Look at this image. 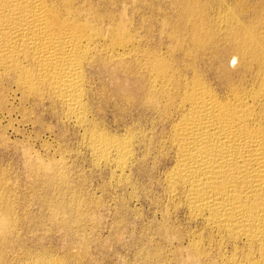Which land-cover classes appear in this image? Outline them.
Wrapping results in <instances>:
<instances>
[{"label": "bare ground", "instance_id": "6f19581e", "mask_svg": "<svg viewBox=\"0 0 264 264\" xmlns=\"http://www.w3.org/2000/svg\"><path fill=\"white\" fill-rule=\"evenodd\" d=\"M99 1L0 0V96L4 83L13 84L26 101L48 102L52 111H60L57 117L86 128L87 72L109 78L116 106H146L168 124L169 147L163 148L170 149L172 166L165 175L166 195L201 226L188 245L192 259L198 264H264V0L170 1L173 17L160 25L171 44L169 56L136 45L127 31V10L118 8L120 0ZM115 62L126 64V75L143 69L147 84L138 79L126 85L123 75L108 67ZM87 137L96 164H111L122 177L132 170L135 136L114 139L91 129ZM2 197L0 245L10 247L14 208ZM63 210L58 205L54 214ZM205 242L215 263L200 259L208 253ZM5 252L0 250V264L85 261L80 254L59 256L51 250H23L14 261Z\"/></svg>", "mask_w": 264, "mask_h": 264}, {"label": "rangeland", "instance_id": "374dc122", "mask_svg": "<svg viewBox=\"0 0 264 264\" xmlns=\"http://www.w3.org/2000/svg\"><path fill=\"white\" fill-rule=\"evenodd\" d=\"M170 1L120 0L118 8L127 10L126 22L130 23H126L127 31L130 30L129 35L137 46L140 43L138 47L143 51L156 53L158 49V54L170 55V41L160 30L163 21L173 17L174 12L168 7ZM102 7L99 5V10ZM161 41L165 43L164 54L158 46ZM124 64L115 62L108 67L118 70L128 86L136 80L147 84L143 69L126 75ZM202 73L206 71L202 69ZM87 74L90 98L86 128L57 117L60 111H52L48 102L44 105L26 101L13 84L2 85L6 95H1L0 101L6 100V106L0 107V196L14 209L10 226L13 245L1 244L0 250L14 261L23 250H51L59 256L67 255L66 252L83 255L85 264H198L192 259L188 245L192 234L201 232V226L191 222L188 214L169 202L166 195L165 175L172 166L171 151L166 148L168 124L162 121L159 112L146 106L131 110L125 103L116 106L114 82L90 71ZM105 84L109 88L105 89ZM104 97L109 99L107 104L102 102ZM91 129L114 139L135 136L132 170L128 169L122 177L111 164H96L87 148V131ZM58 205L64 210L54 214ZM205 243L204 250L208 253L200 259L215 263L216 255Z\"/></svg>", "mask_w": 264, "mask_h": 264}]
</instances>
